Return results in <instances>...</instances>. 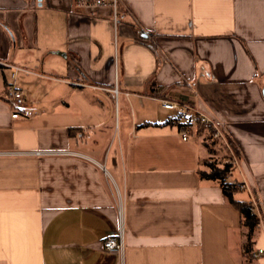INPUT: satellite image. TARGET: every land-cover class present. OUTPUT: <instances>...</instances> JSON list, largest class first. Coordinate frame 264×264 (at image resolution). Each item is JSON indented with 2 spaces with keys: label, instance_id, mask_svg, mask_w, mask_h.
<instances>
[{
  "label": "crops",
  "instance_id": "1",
  "mask_svg": "<svg viewBox=\"0 0 264 264\" xmlns=\"http://www.w3.org/2000/svg\"><path fill=\"white\" fill-rule=\"evenodd\" d=\"M120 10L116 22L107 6L0 0V60L25 69L0 63V264H264L246 254L264 249V0ZM13 82L26 101L14 118ZM164 98L230 133L228 179L259 219L250 237L200 177L213 150L194 116L183 140ZM120 223L124 247L108 250Z\"/></svg>",
  "mask_w": 264,
  "mask_h": 264
},
{
  "label": "built area",
  "instance_id": "2",
  "mask_svg": "<svg viewBox=\"0 0 264 264\" xmlns=\"http://www.w3.org/2000/svg\"><path fill=\"white\" fill-rule=\"evenodd\" d=\"M124 0H75V4L80 9H87V10H94L101 6H107L112 9V12L114 13V20L117 22L121 20L125 14L123 11L120 10L121 4H123ZM124 10V9H123ZM0 63L4 67H10L12 71V77L16 76V71L18 70H25L17 65H12L8 62H4L0 60ZM193 85H196V82H191ZM7 90V99L10 102L12 106V115L14 117H18L20 112L25 108V97L23 94V91L17 87L14 82L10 83L8 85ZM115 93H118V87L114 88ZM128 95V94H126ZM162 106L167 110H174L177 114L182 115L183 117L187 118L191 115L194 116V121L197 125H204L210 129L213 130L214 136L221 138L226 143L227 147L230 150V153H233V147H229L228 144L231 143V136L228 130L224 127V125L221 124V121L218 119L213 118L205 111H200L196 107L190 105L188 102H184L177 99H162ZM191 129V126L188 124V128L185 131H182V139L187 140L189 136V130ZM78 138H84L85 132L79 131L76 135ZM231 161L230 159H226L225 162ZM240 188L243 189L244 185H240ZM256 202H254L255 204ZM254 205H252V209L254 210ZM255 211V210H254ZM118 214L120 215V218L122 217V211L119 209ZM118 234L115 236H110L107 238H104L102 243L104 244V247L111 251H119L120 249H123L124 243V228H122V224L119 225ZM264 252V249H258L257 251H252V256L257 257L258 255H262Z\"/></svg>",
  "mask_w": 264,
  "mask_h": 264
},
{
  "label": "trees",
  "instance_id": "3",
  "mask_svg": "<svg viewBox=\"0 0 264 264\" xmlns=\"http://www.w3.org/2000/svg\"><path fill=\"white\" fill-rule=\"evenodd\" d=\"M182 118L184 120H182ZM191 116L190 117H183L180 114H177L175 117H173L172 122L176 123L177 126H179V130L185 131L188 128V124L191 123ZM169 121H167L168 123ZM170 123V122H169ZM200 127V125H197ZM232 143L233 149L238 152V149L234 143V141L231 139L230 141ZM233 167V161L229 162H224L221 165L215 164L214 162L211 161H206L205 162V168L200 171V177L206 178V179H211V180H216L220 182L224 196L227 197V199L232 203H234L239 211H241L242 214V221L243 225L247 226L249 228V233L248 236L250 237L254 230L258 227L259 219L257 213L252 209V203L249 201H244V200H237L234 196L236 192L239 191L240 186L238 182L235 181H230L228 179L229 174L232 172ZM252 246L248 245L246 249V254L248 256H252Z\"/></svg>",
  "mask_w": 264,
  "mask_h": 264
},
{
  "label": "rangeland",
  "instance_id": "4",
  "mask_svg": "<svg viewBox=\"0 0 264 264\" xmlns=\"http://www.w3.org/2000/svg\"><path fill=\"white\" fill-rule=\"evenodd\" d=\"M169 114H177L174 110H168ZM194 129H196V133L198 132V136L200 137V140L204 141L205 144L210 148H212L213 153L209 154V161L214 162L216 165L219 164L221 165L222 163L225 162V157L228 155L230 152L229 148L227 147L226 143L224 142L223 139L215 137L214 132L212 129L200 125L196 126V122L194 123ZM195 131V130H194ZM228 146L231 148L233 145L232 143H229ZM229 151L228 153L225 152ZM234 150V149H233ZM235 151V150H234Z\"/></svg>",
  "mask_w": 264,
  "mask_h": 264
}]
</instances>
